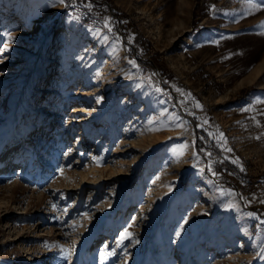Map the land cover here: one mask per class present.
<instances>
[{"label":"rangeland","instance_id":"rangeland-1","mask_svg":"<svg viewBox=\"0 0 264 264\" xmlns=\"http://www.w3.org/2000/svg\"><path fill=\"white\" fill-rule=\"evenodd\" d=\"M262 200L264 0H0V264H264Z\"/></svg>","mask_w":264,"mask_h":264},{"label":"trees","instance_id":"trees-1","mask_svg":"<svg viewBox=\"0 0 264 264\" xmlns=\"http://www.w3.org/2000/svg\"><path fill=\"white\" fill-rule=\"evenodd\" d=\"M140 63V62H139ZM141 64V63H140ZM199 110H203V108H200ZM196 126V133H197V149L200 152H203L206 157V166L205 170L206 173L211 177H216L217 179H222L224 174L222 171V165L219 160H221V154L215 150V146L208 142L207 135L205 134L206 127L199 125L198 122H195ZM209 143V144H208ZM218 155H217V154ZM225 162V160H222ZM233 173L236 174V172L231 169ZM213 172L217 173V175H213ZM222 183H225L224 180H221ZM241 181L244 182V179H241Z\"/></svg>","mask_w":264,"mask_h":264},{"label":"bare ground","instance_id":"bare-ground-1","mask_svg":"<svg viewBox=\"0 0 264 264\" xmlns=\"http://www.w3.org/2000/svg\"><path fill=\"white\" fill-rule=\"evenodd\" d=\"M263 65V64H262ZM262 65H259L258 64V66L253 70V72L251 73V75L249 76V78H248V81L249 82H253V81H255L258 77H259V75L261 74V70H262V68H263V66ZM29 125V124H28ZM48 141V140H47ZM45 142L44 143V145H45V147H47L46 145H47V143L48 142ZM75 146H76V144H75ZM44 147V148H45ZM76 150V148L75 147H73V151H75ZM80 154H81V150H80V152H79ZM87 155L88 154H90V152L88 153H86ZM21 156H22V154H17L16 156H15V159L13 158V161H18L20 158H21ZM2 161V160H1ZM93 162V161H92ZM108 246V240H106V243L103 245V247H104V249L106 248ZM116 247V246H115ZM111 248V247H110ZM114 248V247H113ZM102 249V248H101ZM176 262V261H175ZM174 264H178V263H174ZM180 264V263H179Z\"/></svg>","mask_w":264,"mask_h":264},{"label":"snow or ice","instance_id":"snow-or-ice-1","mask_svg":"<svg viewBox=\"0 0 264 264\" xmlns=\"http://www.w3.org/2000/svg\"><path fill=\"white\" fill-rule=\"evenodd\" d=\"M9 39H11V37H9ZM4 47L6 48L7 45H5ZM196 107H201V105L199 103H197ZM220 139H223V134H221ZM227 150L231 151V149H227ZM233 163L239 164V159L237 158L236 160H233ZM241 170H243V168H241ZM213 175H217V173L213 172ZM261 203H264V200H262ZM247 215L254 216L255 214L254 213H248ZM261 223L264 224V222H261ZM259 226L260 225H258V227ZM130 236H131V233H128L127 229H126L125 232L121 234V242H123L124 239L130 238Z\"/></svg>","mask_w":264,"mask_h":264},{"label":"water","instance_id":"water-1","mask_svg":"<svg viewBox=\"0 0 264 264\" xmlns=\"http://www.w3.org/2000/svg\"><path fill=\"white\" fill-rule=\"evenodd\" d=\"M213 178V177H212ZM213 179H215V178H213Z\"/></svg>","mask_w":264,"mask_h":264}]
</instances>
